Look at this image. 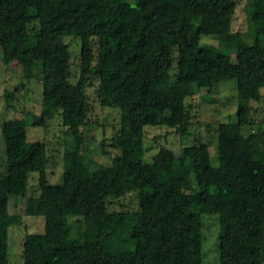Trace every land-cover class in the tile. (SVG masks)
Segmentation results:
<instances>
[{
    "label": "trees",
    "instance_id": "1",
    "mask_svg": "<svg viewBox=\"0 0 264 264\" xmlns=\"http://www.w3.org/2000/svg\"><path fill=\"white\" fill-rule=\"evenodd\" d=\"M237 11V0H0V65L43 87L40 114L1 127L0 264H11L10 230L23 223L13 198L44 219L43 233L24 237V264H205V215L218 217L220 264H264V0H246L245 33L233 30ZM68 37L81 46L76 63ZM233 80L237 117L219 125L213 166L187 100ZM90 89L119 114L109 165L87 148ZM54 118L64 137L57 184L47 144L28 133ZM162 126L181 151L147 158L145 129ZM131 193L137 210H109Z\"/></svg>",
    "mask_w": 264,
    "mask_h": 264
},
{
    "label": "rangeland",
    "instance_id": "2",
    "mask_svg": "<svg viewBox=\"0 0 264 264\" xmlns=\"http://www.w3.org/2000/svg\"><path fill=\"white\" fill-rule=\"evenodd\" d=\"M238 11L233 23V30L245 33L247 19L245 12L246 0H237ZM75 39V40H74ZM71 56L76 63L80 54V43L77 38L68 37ZM203 44L218 46V42L205 37ZM230 52V48L224 49ZM236 61L235 54H232ZM24 85V86H22ZM20 87L11 103L7 102L6 94ZM43 87L39 77L26 82L19 65H0V173H7L5 157V143L2 135V125L10 119L27 118L28 114H40L42 111ZM89 94V128L87 148L92 160L109 165L111 159L118 154L112 146L113 137L118 133L119 114L101 106L95 89ZM264 95V88L262 89ZM192 114L194 130L203 141L210 146L211 162L213 166L219 164L218 128L221 123L235 121L237 117L238 98L237 82L235 80L222 82L215 93L202 90L187 100ZM260 119L264 122V98L259 104ZM145 149L146 157L151 158L162 148L172 149L178 155L182 148L181 137L174 130L167 127H146ZM30 140H41L47 144L50 153L48 179L52 184L61 181L63 173L64 137L58 119L54 118L46 129L28 127ZM32 193L35 192L36 183L32 181ZM16 199V200H15ZM109 210L114 212H129L138 209L136 193H131L119 199L110 200ZM10 212L21 216V226L10 230L9 254L11 264H24L23 241L27 233H43L44 219L42 217H29L25 214V199H11ZM205 264L219 263V221L215 215L203 217Z\"/></svg>",
    "mask_w": 264,
    "mask_h": 264
}]
</instances>
